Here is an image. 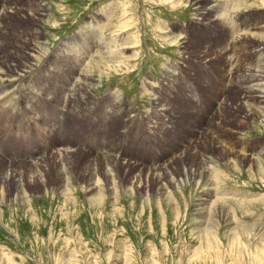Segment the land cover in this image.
<instances>
[{
  "label": "rangeland",
  "instance_id": "rangeland-1",
  "mask_svg": "<svg viewBox=\"0 0 264 264\" xmlns=\"http://www.w3.org/2000/svg\"><path fill=\"white\" fill-rule=\"evenodd\" d=\"M262 1L0 0L21 8L0 64L35 46L28 72L0 76V264H264Z\"/></svg>",
  "mask_w": 264,
  "mask_h": 264
},
{
  "label": "bare ground",
  "instance_id": "bare-ground-1",
  "mask_svg": "<svg viewBox=\"0 0 264 264\" xmlns=\"http://www.w3.org/2000/svg\"><path fill=\"white\" fill-rule=\"evenodd\" d=\"M206 1V3L205 4H201V6L203 7H205L206 6V9H208L209 11H211V12H216V9H218V8H220V4H219V2H220V0H205ZM4 2V1H3ZM228 2V1H227ZM221 3V2H220ZM245 4H246V2H245ZM251 4V3H250ZM249 5V4H248ZM260 5V4H259ZM262 5H264V2L262 1ZM221 6H223V4L221 5ZM256 6H257V4H256ZM250 7V6H249ZM258 7H260V6H258ZM196 9H198V7H196ZM21 10V8L20 7H18L17 5H15V3H13V2H8L7 4H3L2 5V7H1V9H0V26L4 23V20H5V17H8L9 15H13V14H17V13H19V11ZM225 11V10H224ZM200 14V13H199ZM222 15V14H221ZM221 17V16H220ZM228 23V22H227ZM218 24H219V22H218ZM256 24V23H255ZM226 25V24H225ZM233 25V24H232ZM221 26V25H220ZM229 26V25H228ZM235 26V25H234ZM264 25H262L261 27H263ZM3 28H1V30H2ZM232 29H233V27H232ZM234 30V29H233ZM229 31V30H228ZM244 34V33H243ZM240 36V35H239ZM100 38V37H99ZM22 40V39H21ZM102 40V39H101ZM25 41V40H24ZM103 41V40H102ZM16 43L18 44V45H23L24 43L23 42H19V41H16ZM23 43V44H22ZM99 43V42H98ZM101 43V42H100ZM103 44H104V42H103ZM100 45V44H99ZM25 46V44L23 45V47ZM35 47V46H34ZM34 47H31L30 48V51L29 52H27V54L25 55V53H19V54H13V55H11L10 57L11 58H9V57H7L6 55V58H5V60H3V64H4V67H3V64H0V76L1 75H4V76H10V75H14V74H19L20 76H21V74H23V73H25V72H28V68L30 67V64H31V57H33V54H31V52L34 50ZM103 48V47H102ZM100 49V47H97V51H98V53H99V51H102V50H99ZM208 49V48H207ZM260 49H262L263 50V48H259V50ZM47 50V49H46ZM96 50V49H95ZM48 51H51V50H48ZM105 51V50H104ZM214 51V50H213ZM223 51H225V50H223ZM45 52V51H44ZM86 52L87 53H90L91 51H90V49L88 48V50H86ZM204 52V51H203ZM202 52V53H203ZM218 52H220L219 50H218ZM262 52V51H261ZM48 53V52H47ZM103 53V52H102ZM214 53V52H213ZM212 53V54H213ZM206 54V53H205ZM215 54V53H214ZM259 54V53H258ZM100 56H101V52H100V54H99ZM201 55V54H200ZM208 55V54H207ZM216 55V54H215ZM220 55V54H219ZM91 56H93V55H91ZM104 55L102 54V57H103ZM216 57V56H215ZM218 58V57H217ZM225 58V57H224ZM227 59V58H226ZM225 59V60H226ZM87 60V59H86ZM85 60V61H86ZM89 61V60H88ZM217 62V61H216ZM260 62V61H259ZM92 64V63H91ZM220 64V63H219ZM229 64V63H228ZM226 65V64H225ZM170 67H171V65H169ZM219 66V65H218ZM96 67V66H95ZM98 67V66H97ZM53 68V67H52ZM60 69V68H59ZM239 69V68H238ZM89 70V69H88ZM87 71V70H86ZM230 71H231V69H230ZM246 71H247V69H246ZM79 72V71H78ZM81 72V71H80ZM178 72V71H177ZM48 73V72H47ZM251 73V72H250ZM178 74V73H177ZM227 75V74H226ZM252 75V74H251ZM88 76V75H87ZM29 77V76H28ZM73 77H74V75H73ZM235 77V76H234ZM248 77V75H243V80L241 81V87H243V83H244V80H246V79H248L247 78ZM75 78V77H74ZM73 78V79H74ZM236 78V77H235ZM6 79V78H5ZM78 79H80L79 77H78ZM84 79V78H83ZM88 79V78H87ZM258 79V78H257ZM249 80H250V78H249ZM253 80V79H252ZM23 81V80H22ZM251 81V80H250ZM82 82V81H81ZM81 82L80 83H78L77 84V87H76V89L75 90H77V91H80V90H82V88H83V85L81 84ZM156 82V81H155ZM249 82V81H248ZM23 83V82H22ZM179 83V82H178ZM255 83V82H254ZM71 84V83H70ZM75 83H72V86L74 85ZM239 84H240V81H239ZM252 84V83H251ZM29 85H31V84H29ZM89 85V84H88ZM179 85V84H178ZM24 86V85H23ZM76 86V85H75ZM158 86V85H157ZM249 86V85H248ZM18 87H19V85H18ZM87 87V86H86ZM240 87V86H239ZM28 88V87H27ZM31 88V87H30ZM33 88V87H32ZM244 89V88H243ZM35 90V89H34ZM37 91H39V92H41V93H43L44 94V90L43 89H41L40 87L39 88H37L36 89ZM35 90V91H36ZM53 90V89H52ZM56 90V89H55ZM245 90H246V88H245ZM249 90H252V89H250L249 88ZM21 91V90H20ZM244 91V90H243ZM254 91V90H253ZM252 91V92H253ZM71 92V91H70ZM87 92H89V90L87 91ZM86 92V93H87ZM248 92V91H247ZM31 92H29V90H26V89H24L23 91H21L20 92V94L19 95H23L24 96V98H23V100H22V103L23 104H25L26 102H28V101H32V100H34L36 97H37V101L38 102H40V99L38 98V96H41V95H37V94H34V93H31ZM50 93H52V92H50ZM49 93V90H45V95H49L50 94ZM90 93V92H89ZM254 93V92H253ZM67 94V93H66ZM72 94V93H71ZM79 94H80V92H79ZM82 94H83V92H82ZM88 94V93H87ZM245 94V93H244ZM35 95V96H34ZM47 95V96H48ZM89 95V94H88ZM87 95V96H88ZM254 95V94H253ZM258 95V94H257ZM0 96H1V93H0ZM4 96V95H3ZM2 96V97H3ZM51 96V95H50ZM83 96V95H82ZM247 96H249V94L247 95ZM16 97V96H15ZM20 97V96H19ZM249 97H251V95L249 96ZM258 96H256V98H257ZM42 98L43 99H46V101H45V103L44 104H42L43 106H45L46 107V109L48 110L49 108H50V106L52 105L51 104V100H48V98H46L45 96H42ZM63 98V97H62ZM85 98V97H84ZM93 98V97H92ZM242 98V97H241ZM244 98V97H243ZM10 99H12V97H10V98H8L7 97V100L9 101ZM245 99V98H244ZM1 100H3L1 97H0V102H1ZM7 100L5 99L4 100V102L2 103V104H0V107L3 105H5V103L7 102ZM36 100V99H35ZM60 100V99H59ZM67 100V99H66ZM66 100H64V101H66ZM80 100H82V98L80 99ZM122 97H118V102H121L122 103ZM223 100V99H222ZM251 100H254V98H252ZM78 101H79V97H78V95H77V93H75V94H73L72 95V99L70 100V102H71V107H74V108H77L76 106H77V104H78ZM111 101V100H110ZM124 101V100H123ZM244 101V100H243ZM9 102H11V101H9ZM57 102L59 103V101L57 100ZM57 103V104H58ZM126 103V102H125ZM162 103V102H161ZM166 103V102H165ZM223 103V102H222ZM20 104V103H19ZM51 104V105H50ZM82 104V103H81ZM85 104V103H84ZM89 104V103H88ZM250 104V103H249ZM11 105V104H10ZM65 105V104H64ZM121 105V104H120ZM120 105H119V108H120ZM162 105H164V106H162ZM222 105V104H221ZM5 106H7V105H5ZM58 106V105H57ZM80 106V105H79ZM82 106H85V105H83L82 104ZM93 106H95V105H93ZM126 106V105H125ZM158 106H160V107H158ZM162 106V107H161ZM166 105L165 104H159V101H157V105L155 106V112L153 113V114H151V115H146L145 116V119H146V122L149 124V126L152 128V127H156L155 126V124H156V122H157V120H160V122L162 123V122H165L164 121V119H165V116L167 117V115L165 114L167 111H168V108L167 107H165ZM175 106V105H174ZM219 106V105H218ZM111 107V106H110ZM109 107V108H110ZM2 108V107H1ZM5 108V107H4ZM58 108V107H57ZM66 108V107H65ZM108 108V107H107ZM69 109V108H68ZM184 109V108H183ZM73 111H74V109H72ZM92 110V109H91ZM121 109H119L118 111H120ZM221 110H223V109H221ZM220 110V111H221ZM114 111H116V110H114ZM11 112V110L9 111V113ZM151 112V111H150ZM29 113V112H28ZM115 113V112H114ZM86 114V113H85ZM26 115H27V112H24V111H22L21 112V115L19 116L21 119L22 118H26V119H30V121H32V123H34L35 125H37V124H41L40 122H39V120H37V123L36 122H34V120L32 119V118H30V115L28 114L27 115V117H26ZM95 115V114H94ZM136 114H134V116H135ZM93 116V115H92ZM8 116H4V117H0V123L2 124L5 120H6V118H7ZM38 117V116H37ZM115 117V116H114ZM60 118V117H59ZM93 118H94V116H93ZM96 121V120H95ZM113 122V121H112ZM33 124V125H34ZM114 126V125H113ZM189 127V126H188ZM191 128V127H190ZM192 130V129H191ZM200 130V129H199ZM208 133V132H207ZM110 138V137H109ZM103 142V141H102ZM94 145H95V143H94ZM182 145V144H181ZM68 146V145H67ZM0 147H3V145H1L0 144ZM71 147V146H70ZM94 147V146H93ZM181 147V146H180ZM43 147H41V149H42ZM41 149H39L37 152H39ZM59 151H57V153H58V156L60 157V158H69V157H73V154H74V149H71V148H69V147H66L65 149L64 148H62V147H60L59 149H58ZM185 150V149H184ZM10 153L9 154H12V156H13V158H17V156L12 152V151H10V150H8ZM78 151V150H77ZM121 151L124 153V150H122L121 149ZM126 152V151H125ZM183 152V151H182ZM181 153V152H180ZM184 154V153H183ZM178 155H180V154H178ZM31 156V155H30ZM104 159L106 160V163L107 164H109V165H115V164H117L118 162L117 161H115L114 159H113V157L109 154V153H106L105 155H104ZM177 157V156H176ZM181 158V157H180ZM172 159V158H171ZM169 163V162H168ZM167 163V164H168ZM36 166H38L37 167V169L41 166V164H42V162H41V160H38V161H36L35 163H34ZM133 166V165H132ZM162 166V165H161ZM157 168V167H156ZM159 168V167H158ZM211 170V167H209V169H208V171H210ZM158 171V173L156 172V174H158V175H160L161 173H159V171L160 170H157ZM15 173V172H14ZM6 174V177L7 178H5V180L7 181L8 179H9V175H8V173H5ZM155 174V175H156ZM1 178V177H0ZM13 179V178H12ZM18 186V185H17ZM20 186V185H19ZM206 199H204L203 200V202H201L200 204H210V208H212V207H214L215 209H217L218 210V212H219V214H218V217L219 218H221L222 220H223V223L224 224H226L227 226H230V224H232L233 223V221H235L234 220V218L233 219H231L230 218V216H229V213H230V211L228 210V208H227V206L226 205H224V204H220L219 203V200H217V199H211V194H209L208 193V196L206 195ZM231 215V214H230ZM209 218V220L212 222V221H214L215 219H213L212 217H208ZM208 226V225H207ZM252 226V225H251ZM235 227H237V226H235ZM248 227V226H247ZM206 228V227H205ZM207 229L209 230V227H207ZM237 229V228H236ZM249 229H251V228H249ZM207 230V231H208ZM234 230V229H233ZM238 230H239V228H238ZM247 231L246 230V228H240V232L241 231ZM230 231V230H229ZM239 232V233H240ZM207 233V232H206ZM209 233V232H208ZM241 234V233H240ZM233 235V234H232ZM237 235V234H236ZM235 235V236H236ZM210 241V240H209ZM211 242V241H210ZM264 259V258H263ZM264 261V260H263Z\"/></svg>",
  "mask_w": 264,
  "mask_h": 264
}]
</instances>
